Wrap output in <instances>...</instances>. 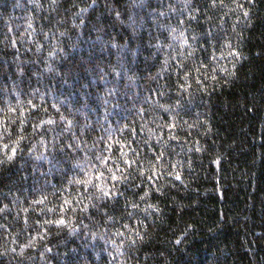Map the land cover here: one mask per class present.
<instances>
[{
    "label": "trees",
    "instance_id": "obj_1",
    "mask_svg": "<svg viewBox=\"0 0 264 264\" xmlns=\"http://www.w3.org/2000/svg\"><path fill=\"white\" fill-rule=\"evenodd\" d=\"M0 264H264V0H0Z\"/></svg>",
    "mask_w": 264,
    "mask_h": 264
},
{
    "label": "rangeland",
    "instance_id": "obj_2",
    "mask_svg": "<svg viewBox=\"0 0 264 264\" xmlns=\"http://www.w3.org/2000/svg\"><path fill=\"white\" fill-rule=\"evenodd\" d=\"M108 83H109V81H108V80H106V81H105V85H107Z\"/></svg>",
    "mask_w": 264,
    "mask_h": 264
}]
</instances>
